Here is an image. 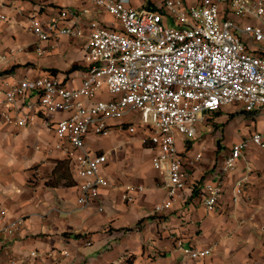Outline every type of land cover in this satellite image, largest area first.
I'll list each match as a JSON object with an SVG mask.
<instances>
[{"label": "crops", "instance_id": "0c3cea01", "mask_svg": "<svg viewBox=\"0 0 264 264\" xmlns=\"http://www.w3.org/2000/svg\"><path fill=\"white\" fill-rule=\"evenodd\" d=\"M132 1L136 7L162 2ZM85 8H93L91 0H0V14L6 17L0 24V68L6 69L0 86L12 79L55 76L67 88L80 87L87 69L85 43L92 18L83 19L84 38L42 43V56L37 37L27 26L31 17L46 21L61 10ZM99 19L118 28V21L106 12ZM18 100L20 105L27 101L26 97ZM66 116L45 114L27 128L0 120V228L24 218L14 234L0 231V264H264V152L250 146L237 169L224 177L221 172L230 151L223 152L219 162L198 165L183 198L163 212H154V205L167 197L166 178L153 165L160 149L147 141L150 130L128 116L114 123L110 137H87L86 147L93 156H107L101 171L111 185L100 188L94 204L81 208L76 160L52 152L55 124ZM249 123L251 128L244 129L233 146L255 134L264 135V114ZM131 125L137 126L136 133L129 132ZM187 143L181 139L179 149L193 157L197 153L188 151ZM245 178L244 192L235 202L237 184ZM130 182L146 189L133 202H125L122 187ZM209 182L223 188L214 212L204 202ZM189 249H211V253L193 259L186 252Z\"/></svg>", "mask_w": 264, "mask_h": 264}, {"label": "built area", "instance_id": "2783aa9c", "mask_svg": "<svg viewBox=\"0 0 264 264\" xmlns=\"http://www.w3.org/2000/svg\"><path fill=\"white\" fill-rule=\"evenodd\" d=\"M91 3L93 8L61 10L46 21L31 17L27 26L37 37L42 56V43L84 38L83 19L92 18L81 86L67 88L55 76L5 81L0 86V120L27 128L45 114L67 115L55 124L52 152L76 160L77 203L84 208L98 200L101 187L111 185L101 171L107 156H93L86 147L87 137L108 138L114 123L140 116L141 126L151 132L147 141L160 149L153 165L166 178L167 197L153 210L163 212L183 198L193 170L203 159L202 153L189 157L181 152V139L196 141L197 127L204 128L203 124L227 107L250 116L264 114V0H162L157 5L160 11L132 6V0ZM101 12L114 17L120 29L103 24ZM5 20L0 14V24ZM19 97L27 101L20 105ZM45 124L52 128L51 123ZM136 127L129 126V132L136 133ZM252 145L264 152V135L255 134L233 146L222 177L237 169ZM246 181L237 184L235 202ZM122 189V199L133 202L146 186L130 182ZM222 196L220 183L205 185L209 212L217 210ZM5 213L2 210L1 215ZM23 222L24 218H15L0 231L12 235ZM186 252L195 259L210 255L211 249Z\"/></svg>", "mask_w": 264, "mask_h": 264}, {"label": "rangeland", "instance_id": "374dc122", "mask_svg": "<svg viewBox=\"0 0 264 264\" xmlns=\"http://www.w3.org/2000/svg\"><path fill=\"white\" fill-rule=\"evenodd\" d=\"M161 2V1H160ZM119 26L120 23H119ZM4 67L0 68V75L5 71ZM224 116L225 118H223ZM257 116H250L236 107H228L222 110L219 114L213 116V121L205 123L204 129L201 126L197 127L199 138L192 142L185 144L186 149L194 153H202L203 159L199 163L200 166L204 164L210 165L212 162L220 161L222 153L231 152L234 140L238 135L245 130L251 128V121H254ZM137 125H142L140 116H135L132 119ZM181 150V147H180ZM212 171V170H210ZM209 173H206L202 181L206 179Z\"/></svg>", "mask_w": 264, "mask_h": 264}, {"label": "trees", "instance_id": "16d2710c", "mask_svg": "<svg viewBox=\"0 0 264 264\" xmlns=\"http://www.w3.org/2000/svg\"><path fill=\"white\" fill-rule=\"evenodd\" d=\"M132 6H137L135 3H132ZM140 7H145L147 9L155 10V11H160L161 7L157 6L154 2L149 1L147 5H142ZM107 26V25H106ZM118 28L120 29L119 25ZM220 113V112H219Z\"/></svg>", "mask_w": 264, "mask_h": 264}]
</instances>
